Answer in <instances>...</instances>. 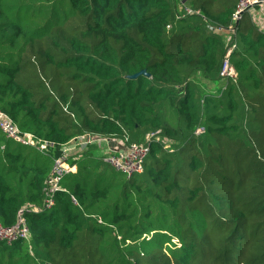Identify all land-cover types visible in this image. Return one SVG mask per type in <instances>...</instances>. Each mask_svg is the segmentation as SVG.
<instances>
[{"label":"trees","instance_id":"trees-1","mask_svg":"<svg viewBox=\"0 0 264 264\" xmlns=\"http://www.w3.org/2000/svg\"><path fill=\"white\" fill-rule=\"evenodd\" d=\"M27 2L44 15L17 19ZM237 2L0 0V111L36 141L0 130V224L42 205L64 151L75 166L0 264H264V33ZM85 133L147 142L143 170L116 174Z\"/></svg>","mask_w":264,"mask_h":264},{"label":"built area","instance_id":"built-area-1","mask_svg":"<svg viewBox=\"0 0 264 264\" xmlns=\"http://www.w3.org/2000/svg\"><path fill=\"white\" fill-rule=\"evenodd\" d=\"M255 6H264V0H238L236 9L233 13L232 20L235 22L239 20L244 11L250 12ZM262 29V28H261ZM263 33L264 30L262 29ZM235 44L227 47L222 58L219 75L223 78L235 79L237 72L235 67L230 61V53L234 49ZM0 130L6 138L24 145H35V139L29 133H21L17 126L11 119L2 111H0ZM202 128L198 127L196 132L201 131ZM152 134L147 136L149 139ZM155 136V139H158ZM100 140L109 142L108 139L95 136L93 134L85 133L78 135L72 140V143L83 142L85 144H98ZM149 141V140H148ZM47 143H40V149H44ZM3 148V145H0ZM150 148L147 142L144 143H128L126 140L119 138L112 139L111 145L107 147V154L104 155L103 160L108 162L115 170L120 171L126 176L140 173L143 170L144 160L149 153ZM75 166L66 162V155L55 159L49 177L45 181L44 199L42 205H23L16 213L15 222L9 226H2L0 224V241L11 244L13 241L19 239H27L29 237V226L26 214L29 212L38 213L43 210H49L54 205V194L57 190L62 189L60 185V178L63 173L74 170ZM74 203L76 200L71 196Z\"/></svg>","mask_w":264,"mask_h":264},{"label":"rangeland","instance_id":"rangeland-1","mask_svg":"<svg viewBox=\"0 0 264 264\" xmlns=\"http://www.w3.org/2000/svg\"><path fill=\"white\" fill-rule=\"evenodd\" d=\"M27 3H28V4H26L27 6L22 7L24 9V12L23 13L21 12V14L19 16H17V19L23 20V19H25L26 15H28V19L34 17V15H38V16L44 15L45 3H43V5L42 4L39 5L38 3H31V2H27ZM59 7H60L59 13H61V8L66 9L67 4L60 5ZM253 11H256V12H253ZM251 12L258 14V16L251 15V18L254 21V23L258 24V27H259V24H261L260 28H262L264 30V7L263 6H255L250 10V13ZM38 22H39V24L35 29L38 31L39 28H42V30H43V27H44L43 19L39 20ZM233 29H234V26L231 27V29L230 28L229 29H223V30L216 29L215 31L217 34H219L223 38V40L227 41L228 39H230V36L233 33ZM206 87L209 89H213L212 88L213 86L211 83H207ZM96 145H97L96 146L97 151L95 150V153L96 154H98V153L103 154V152L107 149V147H108L107 145H109V142H106L105 140H100L98 142V144H96ZM111 170H113L116 174L122 175V173H120V171H116L113 168H111Z\"/></svg>","mask_w":264,"mask_h":264},{"label":"water","instance_id":"water-1","mask_svg":"<svg viewBox=\"0 0 264 264\" xmlns=\"http://www.w3.org/2000/svg\"><path fill=\"white\" fill-rule=\"evenodd\" d=\"M237 23H238V20L235 21V25H237ZM140 73H145L146 74L145 70L144 69H141L140 71H138V72H136L134 74L129 75V77H135V76H137Z\"/></svg>","mask_w":264,"mask_h":264},{"label":"crops","instance_id":"crops-1","mask_svg":"<svg viewBox=\"0 0 264 264\" xmlns=\"http://www.w3.org/2000/svg\"><path fill=\"white\" fill-rule=\"evenodd\" d=\"M264 7V6H263ZM253 12H256V11H253ZM253 12H251V14L252 15H255V16H258V14H255V13H253ZM257 24V23H256ZM258 25V24H257ZM261 26V24H259V27ZM110 145H111V143H110ZM108 146V145H107ZM107 150V149H106ZM106 150L104 151V152H106Z\"/></svg>","mask_w":264,"mask_h":264}]
</instances>
